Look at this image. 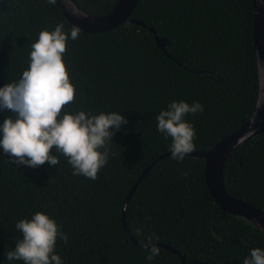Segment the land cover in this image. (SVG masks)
I'll return each mask as SVG.
<instances>
[{"label":"trees","instance_id":"trees-1","mask_svg":"<svg viewBox=\"0 0 264 264\" xmlns=\"http://www.w3.org/2000/svg\"><path fill=\"white\" fill-rule=\"evenodd\" d=\"M93 15L109 13L117 0H73ZM252 0H139L131 17L167 37L161 49L147 26L125 21L100 33L72 25L47 0H0V87L18 82L30 63L31 45L42 30L63 24L69 35L63 56L75 101L63 112H117L128 123L114 132L107 164L98 179L74 176L67 159L32 168L0 147V264L22 239L15 225L37 212L53 218L68 241L57 240L63 264H243L264 237L249 220L224 212L204 175V160L172 155L159 160L133 192L125 210L139 243L155 234L160 254L148 261L122 224V208L142 170L171 151L157 131L156 116L172 102H199L203 112L185 120L196 131V151H207L250 116L257 92ZM15 118L0 110V125ZM2 138V134H0ZM184 173H187L185 176ZM226 191L264 209V132L236 148L224 167ZM137 229L142 235L137 234Z\"/></svg>","mask_w":264,"mask_h":264},{"label":"clouds","instance_id":"clouds-1","mask_svg":"<svg viewBox=\"0 0 264 264\" xmlns=\"http://www.w3.org/2000/svg\"><path fill=\"white\" fill-rule=\"evenodd\" d=\"M57 0H47L56 4ZM58 24L54 31L42 30L31 45L30 63L18 82L0 87V110H10L15 118H5L0 125V147L19 165L32 168L48 162L50 166L60 163L52 154H62L73 168V175L90 180L98 179L99 172L107 164L108 148L114 135L110 129L119 130L128 123L120 113L101 112L98 115L80 111L76 114L63 112L66 105L75 101V86L70 81L63 56L67 52L69 35ZM79 28L73 27L70 38L79 37ZM203 105L195 102H172L167 110L157 116V131L167 140L171 138L172 158L181 162L195 149L196 131L185 120L188 114L203 112ZM186 176L187 173H184ZM15 228L22 233L14 250L7 252L9 261L24 264H63L55 254L57 240L67 243L68 237L49 215L37 211L31 219L19 220ZM137 234L142 235L139 229ZM159 240L154 233L143 242L152 261L160 254L153 243ZM151 246V247H149ZM243 264H264V249L253 248Z\"/></svg>","mask_w":264,"mask_h":264},{"label":"water","instance_id":"water-1","mask_svg":"<svg viewBox=\"0 0 264 264\" xmlns=\"http://www.w3.org/2000/svg\"><path fill=\"white\" fill-rule=\"evenodd\" d=\"M139 0H117L113 9L104 15H93L79 8L73 0H57V5L67 20L80 30L89 33H100L114 29L125 21H132L147 26L145 23L131 17ZM254 8L253 16V41L255 48V66L257 72V92L254 107L248 119L236 130L220 139L207 151H196L186 156L200 157L204 160V175L207 186L215 202L220 208L232 215L241 216L249 220L264 237V209L246 200L229 194L224 185V167L228 156L242 144L250 139L258 138L264 132V0H252ZM154 34L157 45L165 50L169 42L167 37H159L156 30L147 26ZM172 155L171 151L153 159L141 172L136 182L126 195L122 208V224L129 238L138 246L143 247L131 236L126 221L125 210L129 200L141 183L148 171L162 158ZM156 246H164L179 254L172 247L155 243ZM151 247V246H149ZM182 264H186L185 258L180 254Z\"/></svg>","mask_w":264,"mask_h":264}]
</instances>
